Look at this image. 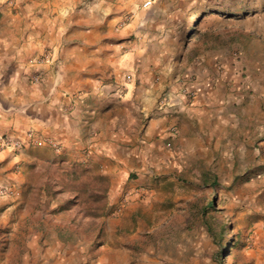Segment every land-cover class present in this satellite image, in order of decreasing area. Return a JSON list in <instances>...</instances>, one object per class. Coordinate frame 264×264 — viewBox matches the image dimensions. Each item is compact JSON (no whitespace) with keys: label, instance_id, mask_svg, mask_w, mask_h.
<instances>
[{"label":"rangeland","instance_id":"374dc122","mask_svg":"<svg viewBox=\"0 0 264 264\" xmlns=\"http://www.w3.org/2000/svg\"><path fill=\"white\" fill-rule=\"evenodd\" d=\"M57 1L66 4L0 0V24L5 14L19 22ZM145 2L157 8V48L173 54L159 62L170 77L154 82L178 84L163 88L157 108L165 92L181 97L186 75L211 49L230 59L216 77L236 78L242 93L250 76L264 92V0H133ZM223 88L219 95H227ZM143 96L140 141H113L108 149L125 168L127 187L119 192L114 156L103 158L107 164L73 162L0 133V264H264V103L225 99L219 123L210 124L218 127L217 150L190 128L188 141L173 147L164 140L150 151L139 148L151 118ZM128 115L135 118V110ZM200 144L208 149L197 151Z\"/></svg>","mask_w":264,"mask_h":264},{"label":"crops","instance_id":"0c3cea01","mask_svg":"<svg viewBox=\"0 0 264 264\" xmlns=\"http://www.w3.org/2000/svg\"><path fill=\"white\" fill-rule=\"evenodd\" d=\"M81 1L83 6L76 9ZM45 7L26 11L19 22L8 14L1 21L0 133L21 139L31 150L53 152L73 162L107 164L103 158L114 156L115 192L127 187L120 175L125 168L114 149L113 153L108 149L115 147L113 141H140L138 111L144 93L145 116L151 118L143 127L147 144L139 148L150 151L164 140L173 147L188 141L190 128L206 134V141L217 150L218 127L210 124L219 123L221 103L225 99L231 104L264 103L256 79L246 76L247 88L240 93L236 78L232 83L230 76L216 77L214 64L226 68L230 59L211 49L198 57L204 64L189 72L183 83L196 92L190 106H184L185 98L173 95L176 107L157 108L163 88L176 89L178 84L173 85L172 79L166 84L154 82L157 76L170 77L166 65L159 62L173 56L157 48L154 3L143 7L133 0H66L63 6L57 1ZM47 55L51 64L42 62ZM37 75L41 78L35 82ZM143 79L147 83L140 85ZM221 88L227 95L218 94ZM133 110L135 118L128 115ZM209 117L215 121L209 123ZM172 127L177 133H170ZM42 139L58 144L60 151L39 143ZM196 149L206 151L208 146L200 144Z\"/></svg>","mask_w":264,"mask_h":264},{"label":"built area","instance_id":"2783aa9c","mask_svg":"<svg viewBox=\"0 0 264 264\" xmlns=\"http://www.w3.org/2000/svg\"><path fill=\"white\" fill-rule=\"evenodd\" d=\"M150 4V2H145L143 4V7H147L148 5ZM42 62H45V63H48V64H51L52 63V60H51V56L50 55H47L46 57L43 58ZM222 66L219 62L215 63L214 64V70L216 71L217 74L220 73V71H222ZM40 75H37L33 78V80L35 82H38L40 80ZM239 87V86H237ZM243 87H244V84H243ZM180 96L182 98H185V101L187 103H192L193 100L195 99L196 97V92L195 91H192L191 89H188L187 87H183L181 90H180ZM160 104H164V106L168 105L169 107H172L175 105V99L173 98V94L172 93H169V92H165L163 95H162V98H161V101H160ZM174 132V130H173ZM39 143H42V144H46V145H49L51 146L56 152L59 151V145L52 142L51 140L49 139H42V140H38ZM18 145L16 142L13 143V146H16Z\"/></svg>","mask_w":264,"mask_h":264},{"label":"trees","instance_id":"16d2710c","mask_svg":"<svg viewBox=\"0 0 264 264\" xmlns=\"http://www.w3.org/2000/svg\"><path fill=\"white\" fill-rule=\"evenodd\" d=\"M214 205H215L214 200H211L210 202H208L205 205V208H203V210L205 211V215L208 213L207 211H212L213 210ZM227 244H228V242H227Z\"/></svg>","mask_w":264,"mask_h":264}]
</instances>
